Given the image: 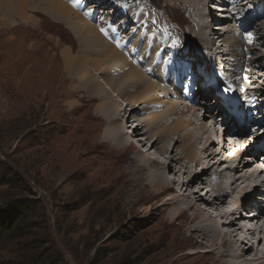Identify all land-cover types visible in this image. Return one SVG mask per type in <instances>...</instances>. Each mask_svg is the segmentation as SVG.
<instances>
[{
  "label": "bare ground",
  "instance_id": "bare-ground-1",
  "mask_svg": "<svg viewBox=\"0 0 264 264\" xmlns=\"http://www.w3.org/2000/svg\"><path fill=\"white\" fill-rule=\"evenodd\" d=\"M67 1L69 4L64 0H0V22L2 28L9 27L10 15L14 13L13 16L16 15L20 22L27 24L33 18L26 10L44 11L51 18L64 23L78 41L80 40L83 47L78 53L74 54L68 49L63 51L65 68L72 84L77 80L80 91L87 93L88 101L94 98L99 102L97 110L106 124L103 141L92 136L80 138L83 151L90 153L98 146H102L103 153L109 161L113 162L117 156L121 159L117 165L115 164L117 162H113L115 167L112 171L106 172L102 166L101 172L105 174L104 181L109 192L114 191L113 197L112 194L107 195L104 202L108 205L112 202H115L114 204L120 202L122 207H129L131 210H135L139 205L143 206L145 213L156 209L163 214L159 221L161 238L157 244L149 247V250L154 252L147 258L146 264H177L175 254L180 246L178 244L176 248L171 246L176 243L173 241H176L177 237L186 233H188L189 246L185 249V253L189 255L195 247L204 248L195 251L196 257L192 259L193 263L264 264V205L261 203L264 196V166H255L260 161L256 162V159L264 157V136L252 138L253 145L260 143L261 147L249 155L251 157H247L245 152H239L242 151L241 147L248 145L246 141L251 140L250 138L245 139L244 144L239 147L241 150L233 151L228 154L230 156H226L228 152L235 150L237 147L235 142L240 134L247 132L246 127L242 128L239 135H235L231 121L227 123L228 129L222 133L221 142L214 136L219 134L217 124L221 116H224L223 121L226 122L227 113L231 112L232 116H230L235 119V112L236 116L243 115V111L239 108L243 110V106L247 105L250 111L257 102H264V87L260 85L262 83L260 79L264 78V54L254 56V51L258 53L262 51L264 42L262 41L261 47L256 46L252 26L253 21L263 23L261 25L258 23L255 28V33L260 34L257 36L262 40L264 0H220L215 7L217 10H223L224 13L220 15L225 21H232L218 20L220 22L215 26H213L215 18L213 19L210 13L197 16L196 9H193L192 12L196 14V16L193 13L191 15L196 21L193 29H196V36L204 40V44L202 43L198 49L199 52L191 44L190 48L179 35L180 40L169 36L175 26L157 17L153 12L154 9L152 12L156 15V20L147 15L144 9L153 5L152 0H126L125 3L132 2L131 7L127 4L123 7L117 6L115 13H109L106 6L101 8L105 3L94 1L89 12L85 13V17H82L80 12L82 4L79 0ZM201 1L195 0L193 3L199 7ZM227 2L230 9L229 18L228 15L225 16L228 12ZM99 9H102L100 12L102 14L98 17V21L103 26H97L96 29L95 23L92 22L97 19ZM117 20L121 22L115 26L114 22ZM159 20L162 27L159 25ZM131 23L135 26L134 30L129 32ZM153 23L168 31L157 33L155 39L156 33L149 34V31L154 29ZM228 25L230 27L226 28ZM215 28L219 32L215 33ZM217 39L220 40L218 44ZM90 50L97 55L90 56L88 54ZM197 55L205 62L211 63L210 67L204 66L202 64L204 61ZM217 57L220 62L216 63L221 66L215 71L213 61L214 58L217 60ZM159 63L161 65L156 73L155 68ZM108 65L113 66L115 73H110L111 70L107 69ZM239 65H242V68ZM240 68L238 81H235L237 85L222 81L224 85L222 88L220 86L211 88L212 80L217 79L215 72H224L228 79L230 75L235 76L234 73ZM241 71L247 74L244 81ZM207 72L210 74L207 75ZM203 73L205 77L199 76ZM98 74L102 75L103 80H98ZM250 78L254 86L239 85L241 82L250 83ZM196 80L198 89L195 87ZM219 92L221 98L210 110L212 101L209 100ZM195 93H199L201 99L197 100L198 104L192 105L190 102ZM73 94L75 93L72 91L70 95ZM115 94L123 98L127 104H115L113 100ZM173 96L180 100H174ZM207 102L211 104L208 106ZM227 102L234 106V110L225 108ZM183 103L189 105L192 111H187L186 106L181 107L180 104ZM199 103L206 104V108ZM70 106L73 109L75 107L72 101ZM128 106H130L128 116L134 117L138 109H140L139 116L144 113L140 122L137 120L132 122L134 123L132 132L142 133L143 121L155 129V134L140 135L141 141L149 145L144 152L129 153L131 147L128 135L129 121L120 120L128 112V109L126 110ZM261 107L263 108L264 104ZM121 109L123 113L119 115ZM202 110L217 112L220 117L217 121L213 119L210 121L206 118L209 113H203L199 118L197 114ZM261 110L254 114L253 119L258 118L264 128V114ZM187 114L191 115L190 120L184 118ZM242 118L243 125L247 122L244 115ZM209 122H212L211 126ZM213 125L216 127L211 129ZM154 135L156 138L153 137ZM227 135L229 137H226ZM178 142L181 146L177 149L182 151V155L176 154V157L173 153L177 150L175 147ZM219 143H222L220 152L213 151ZM250 145L251 142L248 146ZM66 148L63 150L70 151V147ZM150 150L155 152L152 154L155 157L146 154ZM224 151L225 158H223ZM165 154L169 155V160L163 158ZM180 160H184V163H179ZM47 162L44 161L46 164ZM174 163H179V167L175 168ZM188 163L191 165L193 163L194 166L188 167ZM223 163H225L224 168L218 171L217 167ZM50 165L57 167L54 170L58 169L59 172L55 174L60 177L68 175L66 173L70 169L68 165L57 166L55 161H51ZM77 173L79 177L82 175L80 171ZM235 173L239 177H236ZM184 177L186 178L183 180ZM242 184H244L243 188L240 187ZM235 194H241L243 198L236 199ZM249 195L252 199L244 201ZM242 210H246L247 213H244L246 216L242 215ZM226 212L235 216L229 218ZM251 213L256 214V217H249ZM170 231L171 236L168 239ZM259 246L262 248L257 249ZM251 255L252 258L247 259V256Z\"/></svg>",
  "mask_w": 264,
  "mask_h": 264
},
{
  "label": "rangeland",
  "instance_id": "rangeland-1",
  "mask_svg": "<svg viewBox=\"0 0 264 264\" xmlns=\"http://www.w3.org/2000/svg\"><path fill=\"white\" fill-rule=\"evenodd\" d=\"M64 1L69 4L67 0ZM75 1L78 2V0ZM96 1L105 3L101 8L106 6L109 13H113V9H116L117 6L123 7L126 2V0ZM79 2L82 4L80 7L82 17H85V13L89 12L91 5L95 2L92 0H79ZM152 2L153 5L144 9L147 15L155 20L159 17L172 23L175 29L171 30L172 34L169 36L179 40L180 36L189 47L193 45L197 52L204 40L196 36V29H193L196 21L191 16L192 13L194 16L196 14L204 16L205 13H210L209 15L213 19L215 18L213 26L220 22L218 20L224 18L220 15L224 13L223 10H217L215 7L220 0H202L199 7L193 3L195 0H152ZM228 4L229 2H227V11ZM193 9H196V14L192 12ZM26 12L33 18L27 24L20 22L16 15L13 16L14 13L10 15L12 19L10 18L11 25L9 27L2 28L0 22V212L6 214L20 205L24 206L23 213L17 216L9 224L8 230L0 236V264H35L37 261H40V264H146L147 258L154 252L149 250V247L157 244L161 238L159 221L163 214L156 209L145 213L143 206L139 205L135 210H131L129 207H122L120 202L116 204L112 202L109 205L104 202L107 195L112 194L113 197L114 191L109 192L107 183L104 181L105 174L101 172L102 166L105 168L104 171H112L115 164L121 162V159L117 156L113 161L117 162L115 164L112 160L109 161V158H106L103 153L102 146H98L90 153L83 151V143L80 138L92 136L103 141L106 127L97 110L99 102L94 98L92 101H88L89 96L87 97V93L84 91H80L77 80L73 82L75 90L65 68L63 51L68 49L75 54L83 46L61 21L51 18L44 11L28 9ZM80 12L78 13L81 14ZM98 12L97 19L92 22L95 23V28L103 26L98 21L102 9H99ZM227 15L229 18V11L225 14V16ZM222 21L231 22L232 20L225 21L223 19ZM257 24L263 23L253 21L252 24L255 43L259 48L262 41L264 42V33H261L263 36L261 40L257 36L260 34L255 33ZM114 25L118 26V21ZM159 25L162 27L161 20H159ZM159 25L153 23L154 29L149 31V34L156 33L155 39L157 33L168 31L161 29ZM229 25L226 28L230 27ZM132 30H134L133 25L129 32ZM214 32L217 33L219 30L215 28ZM218 41L220 40L217 39V44ZM207 50L209 49L207 48ZM254 52V56L258 54L262 56L264 48L259 53ZM88 54L92 57L97 55L91 50ZM199 58L202 59L201 56ZM202 60L204 61V59ZM204 62L202 63L204 66L210 65L208 61ZM154 65H156L155 61ZM160 65L159 63L155 68L156 73H158ZM242 65L239 67L242 68ZM220 66L217 63L215 71ZM241 68L237 69V72L234 73L235 76L238 75ZM107 69L111 70L110 73H115L113 66L108 65ZM209 74L207 72V75ZM199 76H204V73ZM97 77L98 80H103L102 75L98 74ZM228 80L237 85L234 75H230ZM213 81L211 88L214 87ZM221 82L220 79L217 84L224 86ZM197 83L196 80V89H198ZM260 83L264 87V78L260 79ZM72 91L75 94L70 95ZM214 98L211 97L212 100L209 101L213 103ZM173 99L180 100L174 96ZM198 99H201V96L199 93H195L190 103L198 104ZM113 100L117 105L127 104L123 98L116 94L113 96ZM71 101L75 105L74 109L70 106ZM259 103L264 104L263 101ZM207 104L209 106L211 102H207ZM229 104L227 102L225 108L234 110V106H229ZM200 105H204V108L207 106L204 103ZM180 106H186L187 111H192V108L185 103ZM137 111L132 117L128 116V109L123 119H120L129 121L130 154H135L138 151L144 152L148 149V143L142 142L140 139L142 133L145 136L155 134L154 127L144 121L145 125L143 124L141 128L142 133L132 132L134 130L132 122L135 120L140 122L143 119L144 113L139 116L140 109ZM122 113L121 109L119 115ZM203 113H209L206 118L210 121L211 119L217 121L220 117L217 112L202 110L197 114L199 118ZM189 115H184V118L190 120L191 115ZM228 115L232 116V113L229 112ZM137 116L139 117L137 118ZM231 116L226 122L219 121L217 124L219 134H214V136L219 138V142L223 138V131L228 129V122L233 121V132H235L237 123L236 119H232ZM214 127L216 125H213ZM250 133L260 136L258 135L260 133L258 126L251 125ZM246 136L241 137L242 139L238 138L237 142L242 140L243 144L246 138L251 139ZM178 137H180L179 133L177 134L179 141ZM253 144L251 142V145L245 149L247 157H251L249 155H252L257 149L255 146L259 145L260 147L259 143ZM221 145L222 143L217 144L213 151L220 152ZM67 146L70 147V151L63 150ZM179 146L181 145L178 142L175 148H180ZM181 152L180 149H177L173 156L182 155ZM153 153L155 152L150 150L146 154L155 157L152 155ZM168 156L165 154L163 158L169 160ZM223 156L225 158V151ZM263 160L264 157H261L256 159V162L259 161L258 165L264 166ZM44 161H48L47 164ZM51 161H55L57 166L68 165L70 168L66 172L68 175L60 177L55 174L58 169L54 170L57 168L56 166H49ZM179 163H184V160H180ZM179 163H174V167L178 168ZM224 164L217 167V170L222 171ZM187 166L192 168L194 164L188 163ZM79 171L82 173L80 177L77 173ZM237 173L235 176L239 177L240 173H238L239 175ZM202 177L206 176L202 175ZM180 179L182 180V178ZM240 187L243 188L244 184ZM240 187L239 189H241ZM235 197L239 200L243 198L241 194H235ZM246 197L244 201L252 199L250 195ZM262 199L261 203L264 205V196ZM245 212L246 210H242L243 216H246ZM226 213L229 218L235 216L229 212ZM169 233L168 239L171 236V231ZM253 241L255 240L253 239ZM173 242L176 243L171 248H176L177 244L180 246L175 254L177 264H199L193 263L192 259L196 257L198 249L204 248L195 247L196 249L192 248V253L189 255L185 253V249L189 246L188 233L180 235ZM248 258H252V255L247 256Z\"/></svg>",
  "mask_w": 264,
  "mask_h": 264
},
{
  "label": "trees",
  "instance_id": "trees-1",
  "mask_svg": "<svg viewBox=\"0 0 264 264\" xmlns=\"http://www.w3.org/2000/svg\"><path fill=\"white\" fill-rule=\"evenodd\" d=\"M23 211H24V206L20 205L15 209L11 210L10 212H7L6 214L0 212V236H2L4 232L8 230L9 224H11L13 220L16 219L17 216L23 213ZM35 264H40V261H37V263Z\"/></svg>",
  "mask_w": 264,
  "mask_h": 264
},
{
  "label": "snow or ice",
  "instance_id": "snow-or-ice-1",
  "mask_svg": "<svg viewBox=\"0 0 264 264\" xmlns=\"http://www.w3.org/2000/svg\"><path fill=\"white\" fill-rule=\"evenodd\" d=\"M101 31H103V29H101ZM249 40H251V36H249Z\"/></svg>",
  "mask_w": 264,
  "mask_h": 264
}]
</instances>
